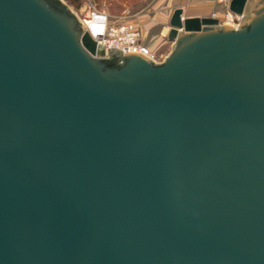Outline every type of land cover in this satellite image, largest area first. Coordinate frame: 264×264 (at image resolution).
<instances>
[{
	"label": "water",
	"instance_id": "obj_1",
	"mask_svg": "<svg viewBox=\"0 0 264 264\" xmlns=\"http://www.w3.org/2000/svg\"><path fill=\"white\" fill-rule=\"evenodd\" d=\"M227 9L154 60L0 0V264H264V0Z\"/></svg>",
	"mask_w": 264,
	"mask_h": 264
},
{
	"label": "rangeland",
	"instance_id": "obj_2",
	"mask_svg": "<svg viewBox=\"0 0 264 264\" xmlns=\"http://www.w3.org/2000/svg\"><path fill=\"white\" fill-rule=\"evenodd\" d=\"M74 12L86 5L106 13L111 20H128L140 31L141 42L148 46L158 60L166 55L170 43L166 40L168 19L171 15L164 0H63ZM71 1H73L71 3ZM216 10H225L223 2L214 1ZM173 11V10H172ZM222 16H220L221 18Z\"/></svg>",
	"mask_w": 264,
	"mask_h": 264
},
{
	"label": "built area",
	"instance_id": "obj_3",
	"mask_svg": "<svg viewBox=\"0 0 264 264\" xmlns=\"http://www.w3.org/2000/svg\"><path fill=\"white\" fill-rule=\"evenodd\" d=\"M218 1L223 2L226 6L222 17L217 18L218 21L235 26L238 22V16L228 11L227 3L229 0ZM76 15L89 35L98 44L103 45L105 49L117 48L122 52L135 51L158 60L154 52L141 42L140 31L133 22L128 20H111L106 13L96 9L92 5L84 6Z\"/></svg>",
	"mask_w": 264,
	"mask_h": 264
},
{
	"label": "crops",
	"instance_id": "obj_4",
	"mask_svg": "<svg viewBox=\"0 0 264 264\" xmlns=\"http://www.w3.org/2000/svg\"><path fill=\"white\" fill-rule=\"evenodd\" d=\"M169 13L176 7L182 8L184 16H211L220 18L225 10H216L215 0H164Z\"/></svg>",
	"mask_w": 264,
	"mask_h": 264
},
{
	"label": "trees",
	"instance_id": "obj_5",
	"mask_svg": "<svg viewBox=\"0 0 264 264\" xmlns=\"http://www.w3.org/2000/svg\"><path fill=\"white\" fill-rule=\"evenodd\" d=\"M73 1H71V3H72ZM74 3V2H73Z\"/></svg>",
	"mask_w": 264,
	"mask_h": 264
}]
</instances>
